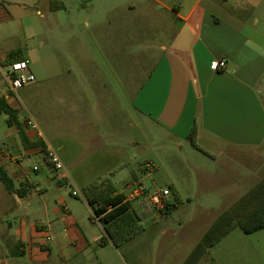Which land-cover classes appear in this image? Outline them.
Here are the masks:
<instances>
[{"label":"crops","instance_id":"1","mask_svg":"<svg viewBox=\"0 0 264 264\" xmlns=\"http://www.w3.org/2000/svg\"><path fill=\"white\" fill-rule=\"evenodd\" d=\"M51 1L49 9L52 18L53 15L55 17L52 29L58 32L67 26L79 30L71 39L64 35L56 37L55 55L59 67L55 75L63 76L56 86V103L57 107L60 106L56 117L61 114L67 118L70 116L74 121L71 126L74 136L89 138L93 146L92 141L97 142L95 144L99 148L93 153L94 157L87 160L95 166H88L87 171L102 170L99 165L107 162L101 156L104 155L102 147L117 138L111 134V129L114 124L116 132H120L117 130L124 116L127 119L130 116L129 127H135L142 134L146 120L153 132L162 130L179 141L187 140L195 128L196 137L204 134L235 150H254L264 145V0H138L142 5L136 8L134 21L140 30L138 33H146V38L138 37L135 56L140 61L139 65L137 63L139 69L136 67L130 78L124 70L125 66H122V60L128 58L127 40L120 38L115 43L118 46L114 47L95 33L97 24L106 23L99 18L96 4L106 8L109 0L78 2V15L83 17L88 10V18L66 22V13L74 5L65 0ZM128 7L134 9L135 6L131 4ZM161 9L166 18L156 14ZM120 21L127 26L131 21L128 13L122 15ZM96 48L101 54L96 53ZM22 56L28 61L25 55ZM97 56L113 63L107 69L113 68L111 79L103 82L97 78ZM2 58L5 65L13 62L8 61L7 56ZM144 59L151 65L146 79ZM222 59L227 60V65L218 70L217 63ZM5 65L0 67L1 72ZM81 75H87L88 79L85 77L79 82ZM128 91L133 92L131 111L126 106L124 110L120 107L125 96L122 92ZM5 97L19 112L16 100H9V95ZM115 105L117 108H114ZM110 120L112 124H107ZM29 121V118L22 121L19 113L17 121L10 120L8 116L10 130L0 132V166L14 184L12 193L6 188V194L0 192V264H26L22 261L16 263L12 258L27 252L33 263L58 264V259L52 257L54 243L60 263L68 264L72 251L68 252V246L62 244L58 236L52 235L53 231L54 234L62 233L66 239L72 237L75 246L80 245L84 251L89 249L92 241L98 245L108 243L102 234L96 236L94 229L86 231L69 205H65L62 196L42 197L43 205L30 200L33 189L47 194L48 187L55 184L61 189L68 179L61 180L46 158L49 148L63 157L59 140L63 139L65 148L67 136L62 132L67 127L64 121L61 119L62 125L56 127L58 141L55 149L47 138L46 130L31 128ZM123 123L125 129L127 122L124 118ZM11 126L15 127L14 130ZM84 127L87 130L83 134ZM153 132L151 139H154ZM22 134L29 144L40 142L41 145L26 146ZM145 145L144 149H140L142 155L150 144ZM11 150L18 152L16 154ZM82 152L80 147L73 146L69 164L80 163ZM32 157L40 160L34 167L29 165ZM121 165L106 169L109 175H100L93 183L109 179L115 186L114 194L127 197L133 190L129 186H141L143 179H139L134 171L132 178L125 179L126 173L118 168L125 164ZM45 167L48 173L44 171ZM148 168L151 167L148 165ZM33 174L39 175L38 179L32 178ZM41 182L45 188L40 187ZM122 182H125L129 193L118 191L117 185ZM138 200L135 203L131 201L132 206L141 210L142 199ZM41 214L48 221L39 220L31 228L29 220ZM50 217L53 219L50 220ZM17 220L20 221V230L15 235L11 230ZM102 232L105 233L103 227ZM42 251L43 256L40 254ZM248 264H264V259L251 257Z\"/></svg>","mask_w":264,"mask_h":264},{"label":"rangeland","instance_id":"2","mask_svg":"<svg viewBox=\"0 0 264 264\" xmlns=\"http://www.w3.org/2000/svg\"><path fill=\"white\" fill-rule=\"evenodd\" d=\"M65 1H70L68 4L74 5L71 11L66 13L65 22L88 18L90 13L88 10H85L83 17L78 15L80 9L76 7V4L87 3L89 0ZM49 2L52 1H0V5L8 15L7 18L0 20V67L5 65L2 57L18 52L26 56L30 70L36 79L34 84L11 93L0 71V94L9 95V100H16L22 121L24 118H29L38 125V130H46L47 138L54 149L58 141L56 127L58 124L62 125L61 119L67 127L66 131L62 132L67 136L65 141L67 150L63 147V139H61L59 146L63 151V157L58 154L65 163L64 171L68 174V180L61 189H58L55 184L48 187L47 194L38 193L33 189L30 200L34 204L43 205L42 197L62 196L65 205H69L76 217L85 225L86 231L94 229L96 236L102 234L108 243L98 245L92 241L89 249L84 251L80 245L75 246L72 237L66 239L62 233L54 234L53 231L52 235L58 236L57 239L68 246V252L72 251L68 264H185L187 258L194 252L196 244L207 232L213 230L219 219L224 222L220 221L221 227H224L219 233L221 235L207 248L197 264H248V259L251 257L264 259V229L247 234L239 223L242 215L239 218H232V225H229L227 217L223 216L227 212H234L237 215L242 211H247L251 216L258 213L264 215V145L254 150H235L204 134L196 137L195 143L190 139L179 141L162 130L153 132L152 126L146 120L143 124L144 134H142L135 127H129L130 116L128 119L124 116L117 130L120 132H116L114 124L112 126L114 129H111V134L117 138L106 142L102 147L104 155L101 156L107 160L106 163L102 162L99 165L102 170L87 171L88 166H95L90 165L87 160L94 157L93 153L99 148L96 147L97 142L92 141L93 146L89 138L74 136L71 128L74 121L70 116L67 118L61 114L56 117L60 107H57L56 103V86L63 77L55 75L56 68L59 67L55 55L56 37L64 35L71 39L79 33V30L76 29L77 32L74 28L65 26L55 32L52 29L55 17L53 15L52 18ZM131 4L135 6L134 9L128 7ZM96 5L99 18L106 22L97 24L96 35L110 42L114 47L118 46L115 43L120 38L127 40L128 58L122 60V66H125L124 70H127L128 78H130L131 72L138 68L140 62L135 56L138 37L146 38V33H138L140 30L134 21L136 8L142 4L138 0H109L106 8L98 6V3ZM154 7L158 8L157 5ZM127 13L132 22L124 26L120 18ZM158 13L160 17L165 14L162 9L156 14ZM164 18H166L165 15ZM96 53L101 54L98 48ZM95 62L99 65L97 78H101L104 82L113 77V68L107 70L113 66L111 60L97 56ZM147 62L148 60L144 59L145 79L151 70V65ZM85 77L88 79L87 75L79 76V82H82ZM122 93L125 94L122 97L125 105L122 101L120 107L124 110L126 106V109L131 111L133 92ZM116 105L114 108H117ZM7 118L6 114L0 115V132L2 133L10 130ZM123 118L127 122L125 129ZM110 122L112 124V120L107 124ZM80 124L84 126L82 122ZM14 128L11 126V130ZM85 130H87L86 127L81 132L84 134ZM152 132L155 133L154 139L150 137ZM146 143L150 145L142 155L140 149H144ZM73 146L83 150L82 161L69 164ZM11 151L16 154L18 152V150ZM39 163V159L32 157L29 165L34 167ZM121 163L125 165L118 168L119 171L126 173L125 179L132 178L131 173L134 171L139 179H143L141 186L147 191L169 190L168 200L174 206L168 215H160L158 210L142 202L139 208H143L145 204L155 211L139 222L133 231L129 230V235L115 241L102 232L99 220L86 202L84 190L96 180V177L109 175L105 172L108 171L106 169H113ZM148 165L151 168H148ZM83 169L86 170L83 171ZM44 171L49 172L46 167ZM38 176L33 174L32 178L38 179ZM40 187L45 188V184L41 182ZM126 187L125 182L117 185L118 191L125 190L129 193L130 190ZM73 191L79 195L74 196ZM0 192L6 194L5 186L1 181ZM132 202H139V200ZM221 216L224 218H220ZM52 219L53 217H50V220ZM39 220L48 221L41 214L32 216L28 225L34 228ZM19 226L20 221L17 220L11 232L16 235L20 230ZM43 253L44 251L40 254L43 256ZM52 257L58 259V264H61L55 243ZM12 260L16 263L22 261L26 264H38L32 262L28 252Z\"/></svg>","mask_w":264,"mask_h":264},{"label":"trees","instance_id":"3","mask_svg":"<svg viewBox=\"0 0 264 264\" xmlns=\"http://www.w3.org/2000/svg\"><path fill=\"white\" fill-rule=\"evenodd\" d=\"M7 60L13 62L21 61L24 60V57L18 52H12L7 57ZM18 113V110L13 108L8 102L7 97L0 96V115L6 114L10 117V120L17 121ZM22 139L26 146L41 145L40 142L29 144L23 134ZM188 139L194 143L196 142L195 128L191 130ZM48 163L54 169L49 160ZM0 181L4 184L5 188L9 192L12 193L14 191L13 181L2 166H0ZM84 191L86 202L91 207L93 214L96 216V218H99V222L102 225L105 233L115 241L117 239L125 238L127 235H129V230L133 231V228L139 225V222L151 216L153 211H155L145 204L141 210L134 208L132 206V202L128 201L124 195L114 194L116 189L114 184L109 179L93 183ZM173 206L174 205L170 203L169 200H166L164 208L161 211L168 215L171 212ZM248 214L249 213L247 211L238 212L237 215L234 212H227L223 216H226L229 225H232V218H239V216L242 215L240 217L239 223L247 234L264 229L263 214L258 213L253 216ZM223 216L220 218H224ZM218 221L216 222L213 230L207 232L204 237L201 238V240L196 244L194 252L190 254L185 264H197L204 253H206L207 248L218 240L219 236L221 235L219 233L221 232V229L224 228L221 227L222 223H220V221L223 222V220L219 219ZM210 235L212 236L211 238L209 237Z\"/></svg>","mask_w":264,"mask_h":264},{"label":"built area","instance_id":"4","mask_svg":"<svg viewBox=\"0 0 264 264\" xmlns=\"http://www.w3.org/2000/svg\"><path fill=\"white\" fill-rule=\"evenodd\" d=\"M8 15L6 11L2 8L0 5V20L7 18ZM227 65V60L222 59L217 63V69L221 70L224 69ZM2 69V74L6 80V83L9 87L10 92L15 93L19 89L31 85L36 82V79L33 75V73L30 70L29 63L26 60H21V61H15L11 62ZM28 124L31 126L33 129H37V125L29 121ZM47 158L49 162L52 164L54 167V170L59 173V177L61 180H66L68 179V174L64 171L65 166L63 162L61 161L60 157L56 154V152L53 149H47L46 151ZM130 187H133V190L131 191V194L126 197L128 201H134L138 198H141V202H146L148 205L151 207L155 208L158 210V212L164 215V212L161 211L164 208L166 200H168L170 196V192L167 189H160L156 190L154 192H148L142 186L135 184L130 185ZM73 195L77 196V192H73ZM67 210V208H66Z\"/></svg>","mask_w":264,"mask_h":264}]
</instances>
